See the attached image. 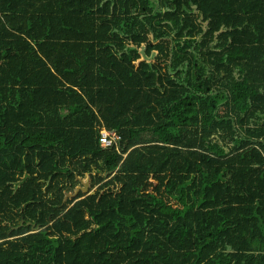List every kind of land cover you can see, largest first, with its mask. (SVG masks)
Returning <instances> with one entry per match:
<instances>
[{
	"label": "trees",
	"instance_id": "trees-1",
	"mask_svg": "<svg viewBox=\"0 0 264 264\" xmlns=\"http://www.w3.org/2000/svg\"><path fill=\"white\" fill-rule=\"evenodd\" d=\"M0 264H264V0H0Z\"/></svg>",
	"mask_w": 264,
	"mask_h": 264
},
{
	"label": "built area",
	"instance_id": "built-area-1",
	"mask_svg": "<svg viewBox=\"0 0 264 264\" xmlns=\"http://www.w3.org/2000/svg\"><path fill=\"white\" fill-rule=\"evenodd\" d=\"M102 130L103 131L100 133V137H99V142L102 146L110 145L114 143L118 138V136L114 131L105 130V129Z\"/></svg>",
	"mask_w": 264,
	"mask_h": 264
},
{
	"label": "water",
	"instance_id": "water-1",
	"mask_svg": "<svg viewBox=\"0 0 264 264\" xmlns=\"http://www.w3.org/2000/svg\"><path fill=\"white\" fill-rule=\"evenodd\" d=\"M78 190H79V188H76L75 192L73 193L74 196L78 193ZM81 191L85 192V193H89L88 182L84 183V187H81Z\"/></svg>",
	"mask_w": 264,
	"mask_h": 264
},
{
	"label": "rangeland",
	"instance_id": "rangeland-1",
	"mask_svg": "<svg viewBox=\"0 0 264 264\" xmlns=\"http://www.w3.org/2000/svg\"><path fill=\"white\" fill-rule=\"evenodd\" d=\"M103 130H101V132H102ZM84 182H87V181H83V185H80L81 187H84ZM88 190H89V187H88ZM93 190V189H92ZM91 190V191H92ZM90 190H89V192H91Z\"/></svg>",
	"mask_w": 264,
	"mask_h": 264
}]
</instances>
